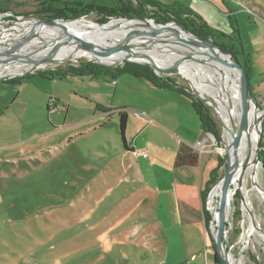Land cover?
<instances>
[{
	"label": "rangeland",
	"instance_id": "1",
	"mask_svg": "<svg viewBox=\"0 0 264 264\" xmlns=\"http://www.w3.org/2000/svg\"><path fill=\"white\" fill-rule=\"evenodd\" d=\"M0 3V8H6L15 14L14 19H40L36 13L39 6L37 0H0ZM10 11L0 12V19L8 20L2 25L3 29H0L3 34H7L16 26L9 17L12 15ZM84 18L100 23V16L96 13ZM226 22L228 24L227 19ZM244 28L249 33L245 24ZM258 30L256 25V31ZM206 43L213 44V41L208 40ZM87 61L98 63L80 56L65 59L59 64L40 67L35 72L26 70L23 76L59 67L66 68L69 65L77 66ZM162 75L165 78L170 77L193 93L190 82L180 72ZM16 77L22 76L13 78ZM253 77L255 81L264 82V74L261 71L255 72ZM121 78L127 77L122 75ZM53 84H58L56 87L63 91L66 101L79 100V97L72 93L73 87H78V84L74 85L68 80ZM119 85L124 89L123 93L115 96V103L125 100L126 93L132 95L133 99L138 98V93L134 91L129 94L130 89L125 87L124 83L119 81ZM193 85L200 93L194 82ZM66 89L69 91L65 94ZM86 91L89 92L90 89L87 87ZM52 98L60 99L57 96ZM253 98L257 106L264 109V95H253ZM208 101L216 106L217 110L204 102L216 121L222 138L221 142L213 139L206 147L212 156L210 166L217 167V156L226 160V164L218 170V183L227 170V149L219 107L211 96H208ZM86 103L82 105L77 102L70 107L69 113H49L46 106L44 111H31L23 119L17 120L23 137L39 134L51 126L56 128L55 131L47 136H37L22 145L0 150V264H163L165 251L163 250L161 258L156 255V251L149 248L152 247L150 239L158 230L154 220H142L154 210L150 211V207L140 201L141 196H137L141 192L140 186L130 185L129 182L118 184L115 189V170H104L102 162L106 152L103 148L113 147L117 127L110 124L100 127V122L96 117H92L99 108L94 103ZM32 105L35 106L34 103L26 104L28 107ZM112 109L116 108L113 106ZM80 119L82 121H79ZM113 121H116L115 117ZM261 127L263 135L264 118ZM110 151L109 149L108 153ZM155 171L161 174L163 170L158 166L149 167V179H156ZM211 172L209 171V176ZM162 179L168 181L166 176ZM261 182L264 187L262 168ZM253 184V177L250 176L248 187L252 188ZM237 192H240V189ZM131 193L135 196L122 204L123 197L129 199L127 197ZM209 193L205 204L207 211ZM252 201L264 233V203L255 196ZM232 205L226 233L229 250L236 256L242 254L246 264H264V242L256 244L251 238L249 245L244 249L238 242L244 230L240 197H234ZM130 221L134 223L131 224ZM140 221L141 225H137ZM210 241L209 236L206 239V247L208 258L213 262ZM169 242L165 246L171 257L183 261L184 264L193 261V248H178L176 243L170 240V234ZM207 252H204V255ZM164 264L173 263L170 261Z\"/></svg>",
	"mask_w": 264,
	"mask_h": 264
},
{
	"label": "crops",
	"instance_id": "2",
	"mask_svg": "<svg viewBox=\"0 0 264 264\" xmlns=\"http://www.w3.org/2000/svg\"><path fill=\"white\" fill-rule=\"evenodd\" d=\"M153 1L163 6L187 7L208 26L226 34L232 32L231 19L237 20L238 25L240 24L243 48L250 62L252 94L264 95V82L253 80L255 72L261 71L264 74V0ZM244 24L249 28V33ZM256 25L259 27L258 31ZM122 75L127 78H121ZM157 76L167 78L163 75ZM63 80L78 84V87H73L72 93L79 97V100L66 101L63 91L56 87L58 84L54 86L53 83ZM119 81L130 89L129 94L138 93V98L133 99L132 95L126 93L125 100L115 103V96L123 93L124 89L120 87ZM87 87L90 89L89 92L86 91ZM174 88L160 87L144 77H135L127 73L116 77L102 75L94 79L79 75H67L62 79L51 78L34 73L19 84L0 82V150L22 145L37 136H47L55 131L56 128L51 126L39 134L23 137L17 120L23 119L31 111H44L46 106L49 113L63 111L69 113L70 107L77 102L82 105L87 104L86 102L96 104L99 109L95 110L92 117H96L100 127L106 124L117 127L115 133L117 136L113 139L115 144L109 148L111 151L108 153L109 149L103 148L106 152L102 162L104 170H115L113 183L115 189L118 184L129 182L130 185L138 184L141 192L136 195L141 196L140 201L150 207V211L154 210L153 215L149 213V218L147 216L142 218L144 222L154 220L157 225L158 232L151 237L152 247L149 248L156 251V255L161 258L163 250L165 251L163 264L170 261L173 264H184L183 261L168 254L165 244L170 243V234V240L174 241L178 248H193L191 255L193 261L190 264H216L211 241L213 262L208 258L206 239L209 235L206 226V205L202 198V191L210 179L209 171L214 168L210 166L212 156L207 151L199 152L193 148L207 132L202 130L199 118L191 107L192 100ZM68 91L66 89L64 93ZM52 96L60 99H53ZM31 103L35 106H26ZM113 106L116 109H112ZM119 111L128 113L126 139L129 148L133 146L137 149H146L148 157H136L130 150L124 148L119 132ZM114 117L116 121H113ZM182 144L198 152V165L180 167L174 165L177 150ZM155 166L163 171L161 174L155 171L156 179H149L151 177L147 176L148 168ZM163 176H166L168 181H164ZM134 196L131 193L127 197L129 199L123 197L122 204ZM141 223L140 221L136 224ZM204 252L207 254L204 255Z\"/></svg>",
	"mask_w": 264,
	"mask_h": 264
},
{
	"label": "bare ground",
	"instance_id": "3",
	"mask_svg": "<svg viewBox=\"0 0 264 264\" xmlns=\"http://www.w3.org/2000/svg\"><path fill=\"white\" fill-rule=\"evenodd\" d=\"M4 24H6L4 19H0V29H3L2 25ZM15 24L13 30H10L7 34H1L0 55L3 57L0 59V77L22 74L26 70L44 67L49 64H59L65 59L80 56L98 60L108 65L115 64L110 59L97 56L86 49L65 41L66 32L74 40L95 44L101 48L109 49L119 56L130 53L146 54L161 67L182 61L188 53L193 52L196 59L180 62L177 71L193 87L194 82L197 89L207 100L208 96H211L219 107L229 162L232 161L235 142H241L240 148L237 149L239 163L236 168L231 165V171L235 172L234 188L227 196L223 206L225 217L227 220L229 219L233 209L232 201H234L235 194L240 189L244 201L242 203V227L244 230L238 242L242 245V249L249 245L251 238L256 244L264 242L260 217L256 213L252 201L255 196L260 202L264 203L261 166L253 163L259 137V127L264 118V109L259 108L257 103L250 101L246 109L250 117V125L246 127L244 123L245 110L242 103V82L238 72L229 62L218 57L208 47L202 46L200 42L195 41L191 34H187L174 23L161 26L154 23L149 25L137 19L128 21L114 18L102 26L88 18H82L67 22L65 25L66 32L59 25L35 26L32 22L24 20H20ZM32 30L34 35L21 46L19 51L13 53L18 47L17 45L29 36ZM127 40L129 46L144 43H151L152 45L145 48L139 46H136V48L123 47ZM44 58L49 59L44 61ZM211 104L216 109V106L213 103ZM250 176L254 180L252 188L248 187ZM220 187L221 183L214 188L215 190L213 189V193L211 192L212 198L211 195L209 197L208 206L214 212L217 207L216 201ZM213 230L215 233L216 228ZM229 260L232 264H246L242 254L236 256L230 250Z\"/></svg>",
	"mask_w": 264,
	"mask_h": 264
},
{
	"label": "trees",
	"instance_id": "4",
	"mask_svg": "<svg viewBox=\"0 0 264 264\" xmlns=\"http://www.w3.org/2000/svg\"><path fill=\"white\" fill-rule=\"evenodd\" d=\"M9 1V0H8ZM39 3L36 13L39 15V18L42 20H53V19H75L87 17L92 13H96L100 16V23H106L112 18L118 17H139V18H152L155 22L158 23H168L171 21H176L180 26H182L187 31L193 32L195 35L199 36L205 41L211 39L214 43L217 44L221 49L226 52L232 53L243 66L248 82H249V92L252 94V86L250 82V67L249 59L244 51L242 39L240 35L239 25L237 20L231 19L232 32L231 34H226L222 31L215 30L208 26L205 22L202 21L200 17L195 16L193 12L187 8L180 5L173 6H163L158 2L153 0H37ZM4 4V2L2 3ZM1 5V3H0ZM149 6L151 8H149ZM153 9V10H150ZM10 11L6 8H0V12ZM12 15L9 17L14 19L15 16L12 11ZM23 15V14H20ZM17 16V15H16ZM42 76L47 77H58L64 78L67 75H79V76H88L91 78H98L102 75H109L116 77L117 75L127 73L135 77H144L150 80L157 86H163L167 88H174L184 94L188 95L192 100L191 107L199 118L201 128L204 132L212 133L217 142H221L222 138L218 132L217 123L209 112L208 106L191 93L187 88H184L181 85H178L170 77L163 79L154 72L152 68L146 65H141L137 63L127 62L123 66L119 67H108L99 63L87 61L80 63L79 65H69L66 68H56L54 70H45L36 72ZM31 74H27L22 77L10 78L4 81L5 83L10 84H19L25 78L30 77ZM187 91H186V90ZM98 108V106L96 105ZM128 126V113L126 111H119V132L123 141L125 149L130 150L127 139L126 131ZM261 161L263 162L264 167V127L262 135V149L260 152ZM217 167L211 172L210 179L207 182V185L202 191V198L204 205L206 204V197L211 190L212 186L217 183L218 180V170L220 167L226 164V160L222 156H218ZM199 163V154L195 152L192 148L187 145H180L174 165L176 167L180 166H196ZM235 197H240L239 192L236 193ZM211 206V203H210ZM206 216V226L208 235L211 238L209 232V224L212 219V216L209 211L205 209ZM213 248H214V259L216 264H221V260L216 253L215 246L211 239Z\"/></svg>",
	"mask_w": 264,
	"mask_h": 264
},
{
	"label": "water",
	"instance_id": "5",
	"mask_svg": "<svg viewBox=\"0 0 264 264\" xmlns=\"http://www.w3.org/2000/svg\"><path fill=\"white\" fill-rule=\"evenodd\" d=\"M84 18V17H82ZM82 18H75V19H53V20H42V19H12L14 24L17 23L20 20H24V21H30L33 24H35V26H45V25H59L61 27V29H63L66 32V23L72 20H78V19H82ZM114 19V18H112ZM117 19H126L128 21L133 20V19H137L143 22L148 23L149 25L151 24H156V25H167L169 23H174L176 26L180 27L184 32H186L187 34H191L193 36V38L195 39V41H198L202 44V46L204 47H208L209 49H211L212 51H214L218 57H220L221 59H224L225 61L229 62L233 68L236 69V71L238 72V75L240 77V80L242 82V103L244 106V110H245V116H244V123L246 124V127H248V125H250V117L248 115V112L246 111L249 102L253 101L255 103H257L254 98L253 95L249 92V82H248V78H247V74L243 68V66L241 65V63L235 58L233 57L232 53L230 52H226L223 49H221L219 46H217L216 43L213 42V44H209L206 43L205 40H203L202 38H200L199 36L195 35L193 32L191 31H187L186 29H184L182 26H180L176 21H171L168 23H158L155 22L153 19H148V18H139V17H133V18H129V17H118ZM111 20V19H110ZM109 20V21H110ZM4 22H8L7 19L4 20ZM153 22V23H152ZM99 23V22H98ZM102 26L105 23H99ZM32 33L25 37L23 39V41L17 45L18 47L13 51V53L19 51V49L21 48V46H23L26 41L32 37L34 35L33 30L31 31ZM2 33H0V37H2L1 35ZM65 41L76 45L78 47H81L83 49H86L88 51H90L91 53L97 55V56H101L107 59H110L112 61L115 62V64L113 65H108L104 62L95 60L96 62L108 66V67H119V66H123L125 65L127 62H132V63H137V64H141V65H146L149 66L150 68H152L154 70V72L157 75H161L162 74H167V73H173V72H177V66L180 64V62L183 61H192L195 60L196 57L194 56L193 52L188 53L186 56V58L182 61L176 62L171 64L170 66H166V67H161L159 66L155 61H153V59L146 55V54H142V53H130V54H126L124 56H119L116 55L114 53L111 52V50L109 49H104L101 48L95 44H91V43H84L82 41L79 40H74L69 34L68 32L65 33ZM209 41H212L211 39H209ZM128 40L125 42V44L123 45V47H128V48H136V46L145 48V47H149L152 44L151 43H144V44H137V45H133V46H129L127 45ZM13 53H9V54H13ZM3 56L0 55V59ZM49 58H44V61H47ZM38 68H33L32 70H30L29 72H35ZM24 73L22 74H17V75H11V76H5V77H0V81H4L7 80L9 78H13L14 76H23ZM192 86V85H191ZM192 92L193 94L197 95L199 99H201L202 101H204L205 103L213 106L206 98L205 96L199 94L194 87L192 86ZM259 107V106H258ZM260 108V107H259ZM262 109V108H261ZM262 124L259 127V137L257 139V144H256V151H255V157L253 159V163H256V165H260L262 169H264L263 167V162L261 161V156H260V152L262 149ZM213 135V134H212ZM214 136V135H213ZM215 137V136H214ZM216 140V138H215ZM241 146V142L236 141L235 142V150L233 152V156H232V161L229 162V157L227 156V167H228V171L223 175V177L219 180L218 183H216L214 185V187L211 189L210 193H209V197L211 195L212 190L219 185V183H221V187L219 189V194H218V198H217V207L215 212L209 208V212L212 216V219L210 221L209 224V231L211 234V239L213 241V244L215 246V250L216 253L218 254L220 260H221V264H232L229 260V247H228V242L226 239V230H227V219L225 217V212H224V203L225 200L227 198V196L231 193V191L234 188V175L235 172L231 171V165L234 166L236 168V166L239 163V160L237 159V152H238V148H240ZM234 168V169H235ZM240 194V199L241 202L243 203V196L241 194V190L239 192ZM209 199V198H208ZM214 228H216V232L214 233Z\"/></svg>",
	"mask_w": 264,
	"mask_h": 264
},
{
	"label": "built area",
	"instance_id": "6",
	"mask_svg": "<svg viewBox=\"0 0 264 264\" xmlns=\"http://www.w3.org/2000/svg\"><path fill=\"white\" fill-rule=\"evenodd\" d=\"M215 139V137L212 135V133L207 132L206 135L201 139L198 140L194 145L193 148H195L199 152L207 151L208 144ZM217 141V140H216ZM130 151L132 154L136 157H148V152L146 149H137L133 146L130 147Z\"/></svg>",
	"mask_w": 264,
	"mask_h": 264
},
{
	"label": "flooded vegetation",
	"instance_id": "7",
	"mask_svg": "<svg viewBox=\"0 0 264 264\" xmlns=\"http://www.w3.org/2000/svg\"><path fill=\"white\" fill-rule=\"evenodd\" d=\"M149 8H151V7L149 6Z\"/></svg>",
	"mask_w": 264,
	"mask_h": 264
}]
</instances>
